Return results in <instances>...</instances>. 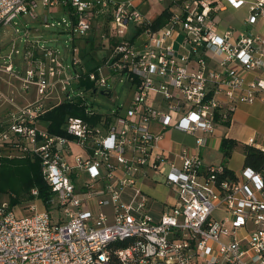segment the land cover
I'll return each mask as SVG.
<instances>
[{
    "label": "built area",
    "instance_id": "2783aa9c",
    "mask_svg": "<svg viewBox=\"0 0 264 264\" xmlns=\"http://www.w3.org/2000/svg\"><path fill=\"white\" fill-rule=\"evenodd\" d=\"M136 1L0 0V28L41 19L74 44L104 17L111 42L104 62L87 70L77 46L63 56L25 28L23 72L13 64L18 50L4 58L11 92L0 84L9 108L0 116L1 154L39 160L51 197L40 211L32 190L26 216L0 203V264H264V170L242 169L232 180L199 152L238 105L264 101V78L248 77L264 72V0H155L173 8L158 29ZM41 8L67 18L55 23ZM131 26L147 36L142 50L128 39ZM117 84L134 90L127 107L90 109L86 96H110ZM15 90L36 98L19 106ZM63 103L78 104L85 118L67 117L62 134L40 127ZM155 126L195 136V150L157 153ZM247 144L264 153L256 138ZM151 173L166 175L171 204L144 191Z\"/></svg>",
    "mask_w": 264,
    "mask_h": 264
},
{
    "label": "crops",
    "instance_id": "0c3cea01",
    "mask_svg": "<svg viewBox=\"0 0 264 264\" xmlns=\"http://www.w3.org/2000/svg\"><path fill=\"white\" fill-rule=\"evenodd\" d=\"M116 1H123V0H116ZM148 0H137L136 2L139 5V10L145 2ZM165 7L163 8L161 14L153 21L155 22L163 13L166 14V21L164 25L167 23L169 14L171 13V7L170 4L165 3ZM41 9L42 14H41ZM39 10V15L42 17L43 15H48L50 18H54L56 15L64 14L65 11L63 9H57L56 11L52 12L49 10H45L44 8H41ZM243 13V12H242ZM240 13V15L242 14ZM65 15V14H64ZM229 14H226L224 16V21L227 22ZM104 17H97V19L94 21L93 28L89 36L85 39H78L81 42H83V46H80V54L81 50L84 48L86 52V58H82L83 63L87 70L95 69L97 66L102 64L106 57L110 53L111 48V42H108L104 39L103 34L106 31V21L103 19ZM163 25V26H164ZM236 26H239L238 23H235ZM161 26V27H163ZM160 27V28H161ZM61 31V30H60ZM129 30L128 38L131 34ZM28 34L30 35L31 32H34L33 29L27 30ZM63 32V31H61ZM64 33V32H63ZM133 35L131 36L130 41L134 42L136 48L138 50H142L146 40L147 36L145 34H141L139 31L134 29ZM144 39L143 41H141ZM77 40V39H76ZM75 42V41H74ZM76 46V45H75ZM98 52H101V56L98 57L96 54ZM252 76H261L264 78V72L257 71L251 76H248L249 79L252 78ZM6 82V75L5 78H2L0 76V84L3 87L4 92L9 93L11 92L10 86H7ZM118 86L115 85V87ZM87 89V88H86ZM131 89V88H130ZM131 92L133 93L134 97V90L131 89ZM101 95H104L103 93H100ZM93 95V94H91ZM15 96H16V102L19 106H24L27 103H30L35 100L27 99L28 96L26 94H21L19 91L15 90ZM105 96V95H104ZM133 99V98H132ZM131 99V100H132ZM130 100V102H131ZM129 102V103H130ZM128 103V105H129ZM127 105V106H128ZM126 106V107H127ZM9 110L8 107H5L3 105H0V116L3 117L5 113ZM98 115H102L97 112ZM100 120V116L95 118V121L98 122ZM48 125V122L42 118V121L40 123V127L46 128ZM153 131L156 134H163V140L160 141L156 147L157 153H165L166 154H174L182 149H189L190 151L195 150L196 148V137L192 135H188L182 132H178L177 130H165L160 126H155L153 128ZM177 132L178 134L183 135V141L182 142H175L173 140V134ZM251 138H256V141L258 144L264 146V101H258L255 104L248 105V104H240L238 105L235 112L231 115V122L229 126H226L225 123L218 122L216 124V130L215 133L207 138L206 146L203 148H200V155L203 158L205 164L207 165H224L229 170H232L233 172L237 173L240 172L243 169L244 166V152L242 146H248L247 142ZM223 139H230L238 142L239 146L233 151L231 158L226 161L224 159V155L221 151V143ZM249 147V146H248ZM171 159L173 158V155L171 156ZM155 174L151 173L149 178L143 181V189L147 193V191H154L157 188L161 186L160 183L157 181H154L152 177H154ZM148 194V193H147ZM172 194V193H171ZM149 195V194H148ZM150 196V195H149ZM152 200L158 202L161 204L157 199L150 197ZM174 200V196L169 198V200L162 204H171ZM34 201V199H33ZM31 201L30 204L33 202ZM38 202H41L43 205V209H45L44 203L39 199ZM37 202V204H38ZM29 204V205H30ZM161 204V205H162ZM19 206L14 207L18 209ZM42 209V210H43ZM40 210V209H39ZM40 210V211H42Z\"/></svg>",
    "mask_w": 264,
    "mask_h": 264
},
{
    "label": "rangeland",
    "instance_id": "374dc122",
    "mask_svg": "<svg viewBox=\"0 0 264 264\" xmlns=\"http://www.w3.org/2000/svg\"><path fill=\"white\" fill-rule=\"evenodd\" d=\"M165 7L164 4L158 3L155 0H148L144 4H142L140 8V12L149 19V21H154L162 12L163 8ZM41 9V14H42ZM67 18L64 14H59L54 17L55 20L53 22L61 21L62 19ZM25 28L33 29L34 32H31L30 39L31 40H40V43L42 46L53 48L54 50H57L61 55H67L70 56V50L74 47V45L80 47L83 46V42L80 40H75L74 44L71 41L73 39V36L69 33H63L60 31L59 28H49L47 29L44 24L42 23L41 19L37 21H31L29 19H25L24 17H20L19 19L15 20V23H13L11 26H5L0 28V55L2 58H0V68L5 66V60L9 54L12 52H15L16 50L19 51V55H14L13 58V64L16 68V71L18 73H22L24 70V53L26 51L27 43L25 41ZM16 29H19V33L16 34ZM135 27H130V36L128 39H131V36L134 34ZM142 39L141 41H143ZM15 50V51H14ZM82 58H86V52L84 48L81 50ZM98 57L101 56V52H98L96 54ZM0 76L2 78H5V74L0 72ZM7 79V78H6ZM28 96L27 99L33 100L35 98V93L31 92L29 94H26ZM133 98V93L131 92L130 86L118 84V86L115 87V89L112 92V95L110 96H104L100 93L88 95L86 96L87 101L90 104V109L98 112L102 115H109L111 114L117 107L119 106H127L130 100ZM173 140L175 142H182L183 141V135L178 134L175 132L173 135ZM166 175H155L152 177L154 181H157L161 184L159 188L152 191H147V193L150 195V197L157 199L161 204L165 203L169 200V198L172 196L171 192H169L168 189L164 186L166 182ZM9 178H4L0 175V184L4 183V180L7 179L8 185H13L12 181L10 179L11 176H8ZM10 196L9 195H0V203H7L9 204ZM28 204H23L18 207V214L20 216H26L30 212L28 211ZM38 207L40 210L43 209V205L41 202H38ZM94 209V208H93ZM106 212V210H104Z\"/></svg>",
    "mask_w": 264,
    "mask_h": 264
},
{
    "label": "trees",
    "instance_id": "16d2710c",
    "mask_svg": "<svg viewBox=\"0 0 264 264\" xmlns=\"http://www.w3.org/2000/svg\"><path fill=\"white\" fill-rule=\"evenodd\" d=\"M166 14L163 13L153 24V29H158L164 25ZM87 89L91 88L90 83L83 84ZM84 109L78 104L63 103L56 107L43 118L48 122V129L51 133L62 134L63 126L67 117L85 118ZM230 122L225 123L229 126ZM239 146L238 142L230 139H223L221 143V151L224 159L228 161L233 151ZM245 155L243 169H252L260 172L264 170V153L260 150L242 146ZM227 168V167H226ZM0 175L4 178L11 176L13 185H8L7 179L0 184V195H9V205L11 207L21 206L33 201L32 190L39 191V199L47 205L48 199L51 197V191L47 185L39 160L31 158H9L0 151ZM226 176H230L235 180V173L232 170L226 172ZM112 264H120L117 259L112 260Z\"/></svg>",
    "mask_w": 264,
    "mask_h": 264
}]
</instances>
